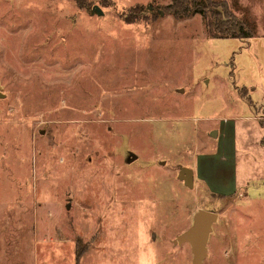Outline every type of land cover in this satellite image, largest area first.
Returning a JSON list of instances; mask_svg holds the SVG:
<instances>
[{"label": "rangeland", "instance_id": "374dc122", "mask_svg": "<svg viewBox=\"0 0 264 264\" xmlns=\"http://www.w3.org/2000/svg\"><path fill=\"white\" fill-rule=\"evenodd\" d=\"M170 2L0 0V264H192L202 208L204 264H264V0L248 39Z\"/></svg>", "mask_w": 264, "mask_h": 264}, {"label": "trees", "instance_id": "16d2710c", "mask_svg": "<svg viewBox=\"0 0 264 264\" xmlns=\"http://www.w3.org/2000/svg\"><path fill=\"white\" fill-rule=\"evenodd\" d=\"M75 1L78 5L84 4V0ZM131 11L133 12L123 14L127 22L132 23L140 17H145L142 5H136ZM163 12L175 18L201 14L213 36L248 39L257 35V23L248 10L239 15L227 0H171Z\"/></svg>", "mask_w": 264, "mask_h": 264}, {"label": "water", "instance_id": "95a60500", "mask_svg": "<svg viewBox=\"0 0 264 264\" xmlns=\"http://www.w3.org/2000/svg\"><path fill=\"white\" fill-rule=\"evenodd\" d=\"M93 11L103 15L101 7L95 5ZM163 14V11L161 12ZM217 134V133H214ZM178 178L188 187L194 186V170L182 167ZM218 220V213L209 209H199L195 212L191 226L179 234L174 240L177 244L188 243L192 251V264H204L208 254V241L213 230V224Z\"/></svg>", "mask_w": 264, "mask_h": 264}, {"label": "crops", "instance_id": "0c3cea01", "mask_svg": "<svg viewBox=\"0 0 264 264\" xmlns=\"http://www.w3.org/2000/svg\"><path fill=\"white\" fill-rule=\"evenodd\" d=\"M264 107V106H263ZM263 107L261 108V109H257L256 110V112H253V115H254V117L256 116V115H258V114H260V112H262L263 111ZM249 117V116H248ZM256 120H257V118H256ZM258 122H260L259 120H257ZM260 126V125H259ZM260 128H261V126H260ZM263 130H264V128H263ZM258 144L259 145H261L262 147H264V138H263V135H262V138H259L258 139ZM194 182H195V170H194Z\"/></svg>", "mask_w": 264, "mask_h": 264}, {"label": "built area", "instance_id": "2783aa9c", "mask_svg": "<svg viewBox=\"0 0 264 264\" xmlns=\"http://www.w3.org/2000/svg\"><path fill=\"white\" fill-rule=\"evenodd\" d=\"M255 118L259 120H264V107H263V111L260 112V114L256 115Z\"/></svg>", "mask_w": 264, "mask_h": 264}]
</instances>
